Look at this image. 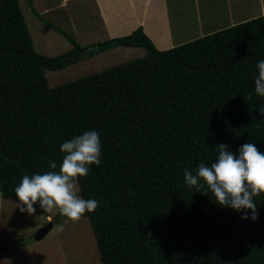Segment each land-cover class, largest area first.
<instances>
[{"label": "trees", "instance_id": "16d2710c", "mask_svg": "<svg viewBox=\"0 0 264 264\" xmlns=\"http://www.w3.org/2000/svg\"><path fill=\"white\" fill-rule=\"evenodd\" d=\"M27 5L33 10L30 0ZM35 12V10H34ZM35 14H37L35 12ZM38 15V14H37ZM55 56L33 45L18 0H0V197H15L23 175L50 170L62 143L96 131L101 163L78 177L102 264H264V193L258 218L221 206L204 181H184L246 142L264 153V97L255 94L264 59V16L160 50L138 26L130 33ZM122 46L145 54L55 86L58 71L84 54Z\"/></svg>", "mask_w": 264, "mask_h": 264}, {"label": "rangeland", "instance_id": "374dc122", "mask_svg": "<svg viewBox=\"0 0 264 264\" xmlns=\"http://www.w3.org/2000/svg\"><path fill=\"white\" fill-rule=\"evenodd\" d=\"M18 1L34 48L47 56L58 55L67 51L72 46L60 33L56 32L59 38L53 36L50 32L54 33L55 30L48 27L46 22L60 27L74 38V34H77L74 32L75 30L80 33L82 29L88 26L89 22L92 21L94 23L96 20L94 10L91 9L90 11L88 9L87 11L88 6L73 5L67 7L66 12H71L69 16L62 13L59 14L58 9L47 15H37L34 12L35 8L33 7V10H31L27 5V0ZM30 1L33 6V0ZM43 1L50 4L54 0ZM76 12L77 14L74 15ZM41 24L46 29L41 30ZM91 25L93 29L89 31V39H91L92 43H95L98 42L99 38L93 36L94 34L92 33L96 28L94 24ZM194 35L196 34L193 32L187 38H181L175 41L186 42L190 38L192 40L197 36ZM45 41H47V45ZM75 41L81 45L88 42L87 40L84 42L82 40ZM144 54V48L134 46H122L106 52H98L90 57L84 54L77 62L61 70H46L45 76L48 84L55 86L80 76L100 71L112 65L143 56ZM77 187L79 190L78 183ZM18 202L17 196L3 200L0 198V226H2L0 232L2 239L13 241L12 244L6 247L3 254H0V264H102L94 234L89 219L86 216L82 215L79 221L73 222L60 215L58 210L54 213H46L39 207V203L34 205L36 212L28 215L27 213H21L16 208ZM47 215L49 218L46 217ZM49 222H51L52 227L42 238L36 240L34 238L36 231ZM54 225H63V232L55 231L53 228ZM16 240L17 242L14 243Z\"/></svg>", "mask_w": 264, "mask_h": 264}, {"label": "clouds", "instance_id": "9594fccd", "mask_svg": "<svg viewBox=\"0 0 264 264\" xmlns=\"http://www.w3.org/2000/svg\"><path fill=\"white\" fill-rule=\"evenodd\" d=\"M258 75L254 80L255 94L264 97V59L256 64ZM259 113L264 116V106L259 107ZM218 158L210 167L200 163L194 175L185 169L184 181L188 187H196L201 192L204 181L213 193L216 203L221 206L243 212L241 219H248L247 210H251V219L258 218L257 203L254 197L264 193V153L259 151L254 143L246 142L234 155L225 144H217ZM60 151L64 153L62 162L58 165L49 162L50 170L44 173L23 175L14 188L18 198L16 208L21 213L32 215L36 212L35 204L46 213L59 214L73 222L81 219L87 211L93 212L99 205L95 199H83L77 187L78 177L87 176L91 165L101 163V143L96 131H88L61 144ZM54 230L63 232V225H54Z\"/></svg>", "mask_w": 264, "mask_h": 264}, {"label": "crops", "instance_id": "0c3cea01", "mask_svg": "<svg viewBox=\"0 0 264 264\" xmlns=\"http://www.w3.org/2000/svg\"><path fill=\"white\" fill-rule=\"evenodd\" d=\"M32 3L39 15L58 9L59 14L69 16L71 12L67 13L66 9L73 5L88 6L87 11L93 9L96 15L94 23L89 22L80 33L74 29L77 33L74 34L75 40L88 41L81 46L93 44L89 39V31L93 29L90 24L96 28L92 34L99 38L98 41L126 35L140 26L155 47L163 50L184 43L175 40L187 38L193 32L197 35H194L195 39L256 16H264V0H54L50 4L33 0ZM41 25V30L46 29ZM50 33L59 38L55 31ZM46 217L49 218L48 215ZM12 243L3 240L0 232V254Z\"/></svg>", "mask_w": 264, "mask_h": 264}, {"label": "water", "instance_id": "95a60500", "mask_svg": "<svg viewBox=\"0 0 264 264\" xmlns=\"http://www.w3.org/2000/svg\"><path fill=\"white\" fill-rule=\"evenodd\" d=\"M51 227H52L51 222H49V223H48L47 225H45V226L40 227V228L36 231V233H35V235H34V238H35L36 240L42 238V237L47 233V231H48Z\"/></svg>", "mask_w": 264, "mask_h": 264}]
</instances>
